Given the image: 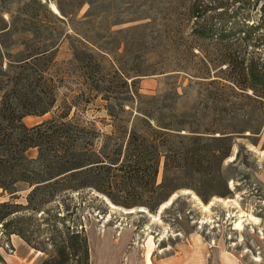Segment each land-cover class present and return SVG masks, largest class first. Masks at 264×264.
Here are the masks:
<instances>
[{"label": "rangeland", "instance_id": "obj_1", "mask_svg": "<svg viewBox=\"0 0 264 264\" xmlns=\"http://www.w3.org/2000/svg\"><path fill=\"white\" fill-rule=\"evenodd\" d=\"M192 1L0 0L2 70L8 59H18L26 54V48L36 43L34 35L29 33L34 15L48 17L49 9L61 18V22L52 19L54 23L36 32V36L42 37H46L43 30L53 35L64 34L53 52L65 73L62 87L57 91V106L66 95L76 96L86 89L79 72L70 65L72 47L78 46L79 37L86 35L90 40L96 39L106 52L101 61L105 69L118 68L125 74L138 71L136 87L143 96L142 108L172 112L185 127L179 131L181 134L192 130L198 132L194 134L210 132L208 136L217 137L224 133L231 138V152L222 164L220 175L202 176L192 171L164 174L161 163L156 186L165 201L172 196L173 199L159 214L160 223L146 213L158 214L165 201L156 209L139 205L133 207L134 212L123 213L111 209L106 201L113 203L109 197L93 189L59 193L43 207L46 213L42 216L39 212H18L14 226L29 242L18 235L13 242V235H4L0 224V255L2 258L5 254L13 255L8 260L10 264H28L19 256L32 260L28 253H42L31 262L39 264L53 254L46 242L49 233L65 227L84 231L89 264H147L145 244L149 236L157 245L150 257L152 264L168 260L169 256L178 257L175 253L181 251L192 253L190 257L193 253L202 254L205 264H226V258L234 264H264V107L259 104L255 107L252 100L244 97H233L224 110L222 105L211 104L206 98L205 89L209 86L188 75L194 73L191 70L194 68L209 72L212 78L223 76L221 70L226 64L222 60L231 47L246 50L248 62L264 61V0H197L201 18L188 22L185 18L186 13L191 15ZM51 5L57 10L59 5L64 13L58 10L56 14ZM196 22L209 26L216 35L200 40L190 37L189 30ZM241 31L248 32L246 38ZM182 34L188 36L186 40ZM190 43L194 46L191 54L185 48ZM182 66L186 67L185 72L177 71ZM111 77L114 83L122 85L118 83L119 77L114 74ZM233 102L248 104L237 109L236 105L231 106ZM98 105L93 102L86 111L80 109L77 118L93 121L108 131L110 127L101 122L105 113L96 109ZM52 112L26 117L23 121L33 126L49 119ZM27 155L35 158L36 149L29 150ZM137 189L142 191L141 186ZM27 193L20 192L16 203L25 205ZM192 194L204 205L213 202L210 213L192 200ZM216 198L235 199L239 207L232 204L225 207ZM9 200V195L0 189V202ZM139 207L147 212L138 211ZM236 211L245 214L242 229H234ZM206 218L211 222L201 224ZM0 264H5V260Z\"/></svg>", "mask_w": 264, "mask_h": 264}, {"label": "trees", "instance_id": "obj_2", "mask_svg": "<svg viewBox=\"0 0 264 264\" xmlns=\"http://www.w3.org/2000/svg\"><path fill=\"white\" fill-rule=\"evenodd\" d=\"M196 2L190 4L191 15L186 13L188 22L201 18ZM57 8L64 13L59 5ZM47 10L48 17L36 14L31 19L29 33L36 40L33 47L26 48V54L18 59H8L4 70L0 62V189L10 197L9 201L0 202L4 235H18L29 242L14 226L18 212H39L42 216L46 213L43 207L59 193L93 189L128 209L139 205L156 209L165 201L156 186L161 163L164 174L192 171L202 176L220 175L231 152L230 136L194 134L198 132L192 130L181 134L179 131L185 127L172 112L142 108L143 96L136 87L138 71L125 74L118 68L105 69L101 61L106 52L96 39L83 35L78 46L72 47L70 65L79 72L86 89L76 96L66 95L57 106V91L65 73L53 52L64 34L43 30L46 37L36 36L39 28L54 23L52 19L62 21ZM241 32L246 38L248 32ZM188 35L200 40L216 33L196 22ZM183 36L185 40L188 37ZM193 47L190 43L185 48L191 54ZM222 62L226 67L221 70V77L212 78L209 72L194 68V73L188 74L201 79V85L209 86L205 90L211 104H220L226 110L231 98L244 97L252 100L255 107H264V61L248 62L246 50L231 47ZM184 70L186 67L182 66L177 71ZM112 74L119 77L122 85L114 83ZM93 102L99 103L96 109L105 113L101 122L110 130L103 131L95 122L77 118L80 109L86 111ZM245 104L248 103L233 102L231 106L238 109ZM51 111L49 119L33 126L23 121ZM31 149H36L35 158L27 155ZM22 191H28L25 205L16 203ZM46 240L53 254L39 264H89L88 243L82 229L65 227L49 233ZM3 262L0 255V263Z\"/></svg>", "mask_w": 264, "mask_h": 264}, {"label": "bare ground", "instance_id": "obj_3", "mask_svg": "<svg viewBox=\"0 0 264 264\" xmlns=\"http://www.w3.org/2000/svg\"><path fill=\"white\" fill-rule=\"evenodd\" d=\"M51 8H53V11H55V12H58V10L53 6V5H51ZM233 157H230L229 159H232ZM191 198H192V200H195V202L198 204V205H200V207L203 209V211H205V212H208V213H210V207L212 206V204H213V202L211 201L208 205H204V204H202L199 200H198V198L194 195V194H192L191 195ZM173 199V196L172 197H170L167 201H165V202H163L161 205H160V207H159V211H158V214H156V215H153V216H151L149 213H146L147 215H149L151 218H152V220L154 221V222H157V223H160V219H159V214L162 212V210H164V209H166L169 205H170V203H171V200ZM107 201V203H108V205H109V207L111 208V209H113V210H119V211H122L123 213H132V212H134V210L135 209H133V208H131V209H124V208H120V207H118V206H116V205H114L113 203H110L108 200H106ZM216 202H219V203H221L223 206H225V207H228L230 204H232V205H234V207H239L238 206V203L236 202V200L235 199H221V198H216V200H215ZM138 211H143V212H147L146 211V209L145 208H143V207H139L138 209H137ZM236 217H237V220L234 222L235 224H234V229H242V223H243V221L245 220L244 219V213L241 211V212H239V211H236ZM233 214V213H232ZM232 214H230L229 216H235V215H232ZM247 219V218H246ZM249 220V219H248ZM207 222H211V219H208V218H206L205 220H201L200 221V223L201 224H203V223H207ZM255 224V223H254ZM163 238L161 237L159 240H162ZM157 245H156V242L152 239V236H149V238L147 239V241H146V244H145V247H146V261H147V264H152V262H151V254L154 252V250H155V247H156ZM162 251V250H161ZM224 253H227V252H224ZM260 259L259 258H255V261H259ZM226 264H234V262L232 261V260H230V259H227L226 258Z\"/></svg>", "mask_w": 264, "mask_h": 264}, {"label": "crops", "instance_id": "obj_4", "mask_svg": "<svg viewBox=\"0 0 264 264\" xmlns=\"http://www.w3.org/2000/svg\"><path fill=\"white\" fill-rule=\"evenodd\" d=\"M16 235H13L12 241L14 242ZM203 252V251H202ZM42 253H28V257H31L32 260H35L36 258H38ZM178 254L177 256H169V258H167L168 260H162V261H158L157 263H155V261L153 262V264H205V260H201L203 259L202 254L199 255V253H193V255L190 254L192 253H182V251L180 253H175ZM204 255V254H203ZM20 260H22L23 262H27L28 264H31L32 260H28V258H25V256H19ZM3 258L5 260V264H10L8 260H12L13 255H9L6 257V254L3 255ZM190 258H194V261H191Z\"/></svg>", "mask_w": 264, "mask_h": 264}, {"label": "water", "instance_id": "obj_5", "mask_svg": "<svg viewBox=\"0 0 264 264\" xmlns=\"http://www.w3.org/2000/svg\"><path fill=\"white\" fill-rule=\"evenodd\" d=\"M55 12V11H54ZM56 14H58V12H55ZM217 136H219V135H217ZM131 209V208H130ZM143 212V211H142Z\"/></svg>", "mask_w": 264, "mask_h": 264}]
</instances>
